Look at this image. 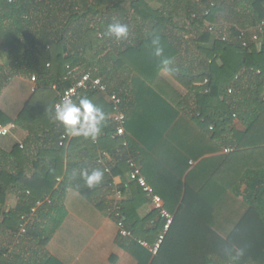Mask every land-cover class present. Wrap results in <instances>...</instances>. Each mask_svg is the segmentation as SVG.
<instances>
[{
	"label": "trees",
	"instance_id": "trees-1",
	"mask_svg": "<svg viewBox=\"0 0 264 264\" xmlns=\"http://www.w3.org/2000/svg\"><path fill=\"white\" fill-rule=\"evenodd\" d=\"M151 1L0 0V61L7 49L12 60L0 65V95L9 65L13 77L22 70L36 76L35 92L56 87L58 94L73 84V79H66L70 68L76 76L89 73L101 78L120 97L126 116L125 135L113 138V104L107 95L82 93L80 98L103 107L106 120L95 140L82 135L70 138L53 119L58 95L41 117L25 107L16 126L34 136H49L53 144H44L43 151L56 156V164L40 158L37 166L42 172L28 179L23 169L14 174L2 167L7 154L0 150V216L7 228L16 231L21 229V218L39 201L60 198L65 188L55 187L63 174V158L81 141L80 149L86 145L96 162L99 153L110 147L121 151L110 174L105 167L98 168L103 179L94 187H86L79 164L68 167L65 182L92 201L115 176L129 177V161L137 150L143 175L174 216L153 256L137 240L155 243L165 222L157 211L142 217L140 210L149 200L136 183L128 185L127 199L110 217L116 223L123 220L132 232L124 247L138 264H264V31L259 30L264 23L263 0L249 5L245 0H157V7ZM237 7L242 12H236ZM220 19L229 26L219 27ZM179 20L187 21L192 28L187 33L193 34L181 44L167 31L169 26L177 29ZM116 21L128 26L120 45L113 43L115 36L105 35L107 26ZM255 34L259 42L253 41ZM157 36L162 57L154 54L152 40ZM198 57L203 59L199 62ZM165 58L171 63L162 64ZM163 72L192 93L193 114L185 112L186 99ZM11 121L0 112V126ZM65 135L67 140L59 146ZM225 147L232 151L217 156ZM11 155L18 162L20 157L27 160V150L19 146ZM191 161L198 164L192 168ZM12 187L19 206L7 213ZM94 203L109 214L104 202ZM237 248L244 249V256L233 262L229 252L234 255ZM17 258L9 263L0 252V264L26 263Z\"/></svg>",
	"mask_w": 264,
	"mask_h": 264
},
{
	"label": "crops",
	"instance_id": "crops-1",
	"mask_svg": "<svg viewBox=\"0 0 264 264\" xmlns=\"http://www.w3.org/2000/svg\"><path fill=\"white\" fill-rule=\"evenodd\" d=\"M245 1L249 5L252 0ZM151 4L157 7V0H152ZM262 4L264 5V0ZM241 9V7H237L234 10L240 13L242 12ZM218 25L225 28L229 26L222 19H220ZM168 28L169 34L172 33L178 37L177 43L179 44L185 43V41L193 37V34L187 33L192 28L185 20L177 21V29L172 26ZM249 30H252V28ZM124 40V38H120L114 40L113 43L120 45ZM181 46L185 47L184 44ZM4 55L5 58L0 61V65L9 64L12 61L8 58L10 56L8 49L4 51ZM198 58L199 62L203 59L201 57ZM9 67L10 65L5 67L4 75L2 76L5 80L3 79L4 85L0 95V112L10 117L12 119L11 123H15L25 107L33 115L41 117L51 100L57 95L59 97L57 88L52 87L44 91L38 90L35 92L39 86L37 80H32L35 75L29 71L22 70L13 77ZM185 68L187 69V66ZM196 68L200 70L198 65ZM162 76L186 99L185 103H188V108L185 112L193 114L196 106L192 93L177 83L167 72H163ZM61 124L57 123V126H64ZM235 125L239 129L243 128L239 120L235 121ZM74 136L76 135H71L70 138ZM116 137L114 136L113 138ZM199 140L197 139V141ZM46 143L53 144L49 136L40 133L34 136L29 131L17 127L11 132L10 136L0 138V150L7 154V157L1 163L2 167L14 174L23 169L25 176L31 179L35 174L42 172L43 168L37 166L40 158L44 157L46 161L56 164V156L52 157L50 153L43 151ZM80 143L82 144L84 141ZM198 145L203 146L200 143ZM17 146H19L20 150H27V160L25 162L24 157H20L18 162L11 155ZM79 146L76 147L75 152L70 155L66 154L63 158V174L57 178L55 187L57 189L64 186L65 189L61 193V197L52 199L48 196L39 201L41 205L37 206V203L33 207L36 208V211L32 212L31 210L26 216L25 233L21 232V229L12 231L7 228L4 225V218L0 216V252L9 263L15 262L18 259L17 256H20L25 260L26 263L24 264H47L49 261L51 262L49 264H138L135 257L124 247L126 241L121 238L117 223L110 217V213L116 210V206L127 199L125 190L129 184L133 183L128 175L126 177L115 176L109 187L102 188V191L94 198V201L105 203L109 214L100 210L94 201L81 195L76 190V185L65 182L68 167L74 164L80 165L78 173L81 176H83L82 174L85 171L91 174L93 170L101 168L100 166L105 167L106 172L110 174L121 157V151L110 147L108 150L99 153V159L96 162L92 160L86 145L82 149H80L82 146ZM226 149L230 148L225 147L216 155L228 154L225 152ZM133 153L134 157L131 160L136 161L141 167L139 152L134 150ZM209 156L207 155L206 157ZM190 164L194 168L198 161H191ZM85 185L88 187L87 183ZM245 189L246 186H243L242 191ZM18 206L19 198L12 187L7 197L6 212L9 213L16 210ZM151 212L153 210L149 203V205L140 210V215L146 217ZM43 240H46L45 244H43Z\"/></svg>",
	"mask_w": 264,
	"mask_h": 264
},
{
	"label": "built area",
	"instance_id": "built-area-1",
	"mask_svg": "<svg viewBox=\"0 0 264 264\" xmlns=\"http://www.w3.org/2000/svg\"><path fill=\"white\" fill-rule=\"evenodd\" d=\"M208 13H206L207 15ZM214 27L210 26L209 30L213 31ZM260 32L264 31V23L261 24L259 27ZM223 40H226V37L222 38ZM260 36L258 34H255L253 36V41L259 42ZM243 46H247V42H243ZM66 79H73V84L64 89L59 94V100L55 103H60L64 98H71L73 101L78 103V100L80 99V96L82 93L85 92H100L107 95L109 101L113 104V112L110 115V118L112 119L113 123L115 124V135L117 137H122L125 135V125H126V116L124 113L120 110L121 105V99L115 92H111L108 88V86L102 81L101 78L93 77L89 73L81 74L80 76H76L75 71L71 70L69 68L67 78ZM33 81H36V77H32ZM208 81H206L207 83ZM208 93V91H206ZM229 93H232V90H229ZM55 109V107H54ZM17 128L15 123H10L5 126H0V137H6L8 136L13 130ZM67 140L66 135L62 137L60 146H63L65 141ZM232 149H226L225 152L229 153ZM129 167H130V173L129 178L132 182L136 183L145 196L148 198L150 206L153 211H157L159 213V216L161 219L164 220V228L162 233L159 234L157 240L155 243L151 244L146 240H137L138 243L143 247L146 248L153 256H156L164 243L166 236L168 232L170 231L173 223H174V216L166 209L164 200L160 195H158L155 191V189L147 182L145 176L142 173L141 167L138 165V163L134 160L129 161ZM41 202H38L37 206H40ZM36 208L32 209V212H35ZM22 224H21V232H26V222L27 217L23 216L21 218ZM117 226L119 228V232L122 239H132L133 234L132 232L126 228L125 223L123 220H120L117 223Z\"/></svg>",
	"mask_w": 264,
	"mask_h": 264
},
{
	"label": "clouds",
	"instance_id": "clouds-1",
	"mask_svg": "<svg viewBox=\"0 0 264 264\" xmlns=\"http://www.w3.org/2000/svg\"><path fill=\"white\" fill-rule=\"evenodd\" d=\"M105 35L115 36L117 39L127 38L128 26L118 21L110 23L107 26ZM152 44L155 46V56L162 57L164 49L160 46V38L158 36L153 38ZM161 62L164 65H168L171 60L165 58ZM53 119L62 123L70 135H82L95 140L102 132L106 113L102 106L97 105L87 97L80 98L78 103L71 98H64L55 105ZM82 175L89 187L100 184L103 179V172L99 169L93 170L91 174L85 171ZM229 254L231 260L236 262L244 256V249L237 248L234 249V255L231 251Z\"/></svg>",
	"mask_w": 264,
	"mask_h": 264
}]
</instances>
